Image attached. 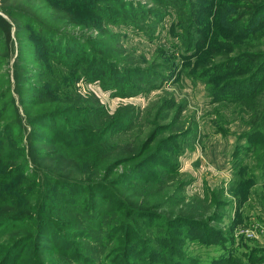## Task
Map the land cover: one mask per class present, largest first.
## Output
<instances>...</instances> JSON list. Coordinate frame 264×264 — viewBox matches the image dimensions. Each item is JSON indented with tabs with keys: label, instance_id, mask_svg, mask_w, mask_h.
Wrapping results in <instances>:
<instances>
[{
	"label": "rangeland",
	"instance_id": "obj_1",
	"mask_svg": "<svg viewBox=\"0 0 264 264\" xmlns=\"http://www.w3.org/2000/svg\"><path fill=\"white\" fill-rule=\"evenodd\" d=\"M253 7L254 0H0V14L20 34L9 49L0 44L1 77L13 88L18 72L25 97L41 88L69 106L77 96L100 112L77 117L92 125L116 121L125 133L113 135L122 147L115 158L144 150L140 172L122 184L130 191L112 196L126 212L110 209L131 227L122 242L156 256L134 255L129 264H264V122L254 117L264 59L241 56L264 50V11L239 25ZM99 56L121 72L97 66ZM254 125L259 134L248 137ZM80 241L89 242L67 244L79 249ZM57 242L23 244L8 264L35 254L58 259ZM114 245L98 247L93 264H116Z\"/></svg>",
	"mask_w": 264,
	"mask_h": 264
},
{
	"label": "trees",
	"instance_id": "obj_2",
	"mask_svg": "<svg viewBox=\"0 0 264 264\" xmlns=\"http://www.w3.org/2000/svg\"><path fill=\"white\" fill-rule=\"evenodd\" d=\"M263 7L264 0H254L247 20L239 25L246 27L253 16L255 24L257 16L264 11ZM20 14L11 15L18 20L24 16L19 21L26 25L33 21L30 14ZM12 27V22L0 14V44L6 49L12 46L14 34L20 35L18 30L12 32ZM245 55L264 59V50L246 52L241 56ZM97 60V66L112 67L119 73L122 70L105 57L99 56ZM76 67L82 66L77 64ZM17 74L13 88L9 76L0 75V264H8L10 256L23 244L31 243L40 248L42 242L53 244L55 239H58V259H44L41 254H35L23 264H93L99 258L98 247L111 241L116 243L113 246L116 264H129V257L142 253L148 255L144 260L153 261L156 256L151 248L137 252L130 238L127 237L125 244L122 242L120 237L127 236L131 227L122 221L121 212L119 216L110 210L113 205H119L122 213L126 212L125 203L115 205L112 196L115 192L126 195L130 191L122 184L140 172L139 163L146 156L144 150L139 148L131 155L115 158L122 147L113 141V135L125 133V129L116 126V121L106 124L98 118L93 126L89 117L77 119L82 113L97 116L99 112L79 105L77 96L70 97L73 104L69 106H64L41 88L34 90V97H25L24 81ZM256 74L257 70L254 77ZM263 88L264 85L254 93V117L260 124L264 122V96H259ZM68 117H72V121ZM89 124L98 130L91 129ZM34 125L56 132V136L34 131ZM256 127L254 125L248 137L259 134ZM44 143L50 146L45 148ZM114 151L117 154H113ZM119 165L124 168L118 170ZM69 190L73 191V196L91 193L92 197L76 200L70 196ZM104 192L106 195L96 200L95 197ZM107 202L111 203L110 207V204L105 205ZM110 215L112 221L108 220ZM116 219L120 221L113 224ZM71 237H82L89 242L80 241L81 248L75 249L70 242L67 244Z\"/></svg>",
	"mask_w": 264,
	"mask_h": 264
}]
</instances>
